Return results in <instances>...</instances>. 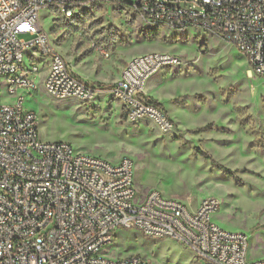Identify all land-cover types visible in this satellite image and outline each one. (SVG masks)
<instances>
[{
  "label": "built area",
  "instance_id": "obj_1",
  "mask_svg": "<svg viewBox=\"0 0 264 264\" xmlns=\"http://www.w3.org/2000/svg\"><path fill=\"white\" fill-rule=\"evenodd\" d=\"M120 3L150 25L216 35L264 80V0H0V264H151L139 255L107 256L120 230L170 239L201 264H264L247 261L246 235L212 221L220 209L215 198L192 207L157 191L138 196L130 159L110 163L39 139V116L24 109L25 94L38 85L60 100L89 102L97 94L53 48L39 12ZM188 67L167 53L134 57L111 95L128 122L149 120L170 135L176 126L145 86Z\"/></svg>",
  "mask_w": 264,
  "mask_h": 264
},
{
  "label": "rangeland",
  "instance_id": "obj_2",
  "mask_svg": "<svg viewBox=\"0 0 264 264\" xmlns=\"http://www.w3.org/2000/svg\"><path fill=\"white\" fill-rule=\"evenodd\" d=\"M39 18L53 48L97 90L89 102L51 98L39 85L25 94L24 109L39 116V139L110 163L130 159L138 196L157 191L193 206L215 198L220 209L212 221L247 236V261L264 260V80L247 73L251 68L237 49L199 29L150 25L128 6L41 10ZM149 52L189 64L184 73L157 74L151 81L161 84L147 91L149 100L168 102L179 113L170 135L149 120L128 122L111 95L126 62ZM106 252L151 264H201L180 244L135 230L118 231Z\"/></svg>",
  "mask_w": 264,
  "mask_h": 264
},
{
  "label": "crops",
  "instance_id": "obj_3",
  "mask_svg": "<svg viewBox=\"0 0 264 264\" xmlns=\"http://www.w3.org/2000/svg\"><path fill=\"white\" fill-rule=\"evenodd\" d=\"M149 53H154V52H149ZM156 53H160V52H156ZM71 70L73 71L74 74H76L78 77H80L81 79L84 80V77L82 76V74L79 72L78 69L71 67ZM120 74V73H119ZM167 75V74H166ZM162 74L163 76H166ZM155 77V76H154ZM153 78V77H152ZM151 78V79H152ZM151 79L147 82L146 86H145V94L147 95V91L150 89V86L154 85H159L161 84V81L159 82L158 80H154L151 81ZM86 81V80H84ZM118 81V80H117ZM154 101V100H153ZM156 102V101H155ZM159 106L161 105V107L165 110V112L168 114L169 118L173 121V123H177L180 122V118H179V113L177 112V110L173 107H171V105L168 102H158ZM169 198H173L176 199L175 196L173 195H168ZM186 201H189V198H186ZM190 202V201H189ZM193 203V202H192ZM190 204V203H189ZM193 206V204H191ZM198 205V204H197ZM197 205L193 206L196 207ZM121 257H126V256H121Z\"/></svg>",
  "mask_w": 264,
  "mask_h": 264
},
{
  "label": "trees",
  "instance_id": "obj_4",
  "mask_svg": "<svg viewBox=\"0 0 264 264\" xmlns=\"http://www.w3.org/2000/svg\"><path fill=\"white\" fill-rule=\"evenodd\" d=\"M119 6H120V7H124V6H128V5H127V4H122V3H120ZM150 102H151L152 104H154V105H158L157 102H155V101H153V100H150ZM200 155H201L204 159H206V160H210V161L213 163V165H217L216 162H214V161L212 160V158L210 157L209 154H207V153H200ZM216 167H217L218 169H220V170H223V172H224L225 174H227L228 176L232 177L233 174H232V172H230V170L224 169L223 167H221V166H219V165H217Z\"/></svg>",
  "mask_w": 264,
  "mask_h": 264
},
{
  "label": "bare ground",
  "instance_id": "obj_5",
  "mask_svg": "<svg viewBox=\"0 0 264 264\" xmlns=\"http://www.w3.org/2000/svg\"><path fill=\"white\" fill-rule=\"evenodd\" d=\"M250 76L252 75L250 71L247 72Z\"/></svg>",
  "mask_w": 264,
  "mask_h": 264
}]
</instances>
